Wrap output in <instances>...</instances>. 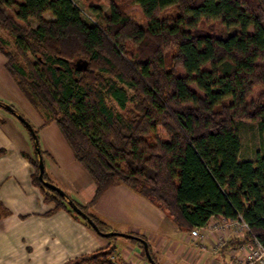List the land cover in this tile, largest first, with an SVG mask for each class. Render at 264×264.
Masks as SVG:
<instances>
[{"label": "trees", "instance_id": "1", "mask_svg": "<svg viewBox=\"0 0 264 264\" xmlns=\"http://www.w3.org/2000/svg\"><path fill=\"white\" fill-rule=\"evenodd\" d=\"M89 1L101 21L84 19L72 0H0V52L43 125L56 122L92 177L90 203L123 184L179 229L241 216L243 241L264 244V153L247 155L241 138L247 123L264 135V0H133L142 23L118 0H99L107 13ZM34 148L32 180L44 199L92 228L42 185ZM116 251L64 264H123Z\"/></svg>", "mask_w": 264, "mask_h": 264}, {"label": "crops", "instance_id": "2", "mask_svg": "<svg viewBox=\"0 0 264 264\" xmlns=\"http://www.w3.org/2000/svg\"><path fill=\"white\" fill-rule=\"evenodd\" d=\"M5 64L6 58L0 52V101L25 116L38 131L46 176L51 175L56 186V182L66 185L70 194L66 193L73 200L88 205L96 191L92 177L74 159L57 125H43L40 114L15 86ZM0 151V202L10 211L9 216L0 218V264H64L107 246L117 248L118 260L123 264H151L140 241L124 237L126 240L118 242L117 237L122 236L107 239L65 209L55 210V204L44 199L32 180L34 169L26 158L35 155L30 132L2 107ZM47 154L56 161L47 159ZM87 209L112 231L146 240L159 264H231L232 250L247 242L237 236L234 228L224 233L223 241V233L217 230L209 231L205 240L194 237L123 184L109 187ZM220 220L218 216L212 222ZM231 242L233 245H229Z\"/></svg>", "mask_w": 264, "mask_h": 264}, {"label": "rangeland", "instance_id": "3", "mask_svg": "<svg viewBox=\"0 0 264 264\" xmlns=\"http://www.w3.org/2000/svg\"><path fill=\"white\" fill-rule=\"evenodd\" d=\"M73 3L81 10V15L84 19L86 20H90L92 18V20H97V21H101V19L99 18V16L94 13L93 11L90 10L89 7V0H72ZM94 4L96 6L101 7L102 13H107L108 12V8L109 5L106 2H101L99 0H94L93 1ZM118 2H121L122 5L125 8V11L136 21L139 23L144 22V18H143V14L142 11L140 10V8L133 2V0H118ZM46 17L48 19H53L52 15L50 13L46 14ZM35 26V24H33ZM217 30L221 31L222 28L221 26H217ZM34 108V107H33ZM36 111V113L38 112L36 109H34ZM39 113V112H38ZM40 114V113H39ZM38 115V114H37ZM41 118L42 116L39 115ZM25 117V116H24ZM29 117L32 118V115ZM43 119V118H42ZM44 121V120H43ZM56 124V122H54ZM57 125V124H56ZM54 126V125H53ZM58 127V125L56 126ZM59 129V127H58ZM60 130V129H59ZM64 138V137H63ZM241 138L243 141V145H244V149L246 151L247 155H253V152L255 151H261L264 153V135H261L258 131V128L256 125L252 124V123H247L246 126L242 129L241 131ZM65 140V139H64ZM66 145L68 146L70 152L73 155V152L70 148V146L68 145V143L66 142ZM67 148V147H66ZM53 155V154H52ZM27 156V155H26ZM28 157L32 159V157ZM26 157V158H27ZM49 157V158H48ZM74 157V155H73ZM34 158V157H33ZM54 158V157H53ZM50 157V155L47 154V159H53ZM75 159V158H74ZM76 160V159H75ZM53 161H56L53 159ZM77 161V160H76ZM78 162V161H77ZM79 163V162H78ZM32 168L35 171V167L31 164ZM34 173V172H33ZM47 180L50 181L51 183H54L52 181H55L54 178L50 175L47 176ZM58 184V186L66 193L70 194V190L69 188L64 185V184H60L58 182H56ZM55 184V183H54ZM90 207H93L95 203L91 204L90 201L87 203ZM90 210V208H89ZM88 211V209H87ZM89 212V211H88ZM91 212V210H90ZM10 214V211H9ZM9 214H6V216H9ZM118 242L124 241L126 240V238L124 237H117ZM102 249V248H101ZM122 263V262H121Z\"/></svg>", "mask_w": 264, "mask_h": 264}, {"label": "built area", "instance_id": "4", "mask_svg": "<svg viewBox=\"0 0 264 264\" xmlns=\"http://www.w3.org/2000/svg\"><path fill=\"white\" fill-rule=\"evenodd\" d=\"M218 216L221 217L220 222H212L213 218ZM218 216L212 217L203 227L193 228L191 235L205 240L209 231L217 230L223 233V241L224 233L232 228L235 229L237 236L242 239L249 233L250 228L241 216L235 219ZM231 254V264H264V244L255 236H251L247 242L232 250Z\"/></svg>", "mask_w": 264, "mask_h": 264}, {"label": "water", "instance_id": "5", "mask_svg": "<svg viewBox=\"0 0 264 264\" xmlns=\"http://www.w3.org/2000/svg\"><path fill=\"white\" fill-rule=\"evenodd\" d=\"M6 110L11 112L13 115H15L29 130V132L33 135V138L35 139V147H36V152L38 154V166H39V180L41 181L42 185H44L46 188L51 189L53 191L58 192L62 197L66 198L68 200V204L71 206V208L83 219L87 221V223L92 227L94 231H96L98 234H100L103 237H109V236H122L126 238H132L135 240H138L142 243L144 246L145 254L147 256V259L151 264H157L156 261L153 259L150 251H149V246L146 240H144L141 237L134 236L132 234H125V233H120V232H102L96 222L86 213L84 212L79 206H77L72 200L68 199L66 193L58 186L55 184L47 181L44 178V173H45V164L43 161L41 149L39 147V140H38V135L35 133L33 126L30 124V122L19 112H17L12 106L8 105L5 106Z\"/></svg>", "mask_w": 264, "mask_h": 264}]
</instances>
